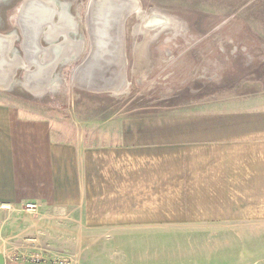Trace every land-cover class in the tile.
I'll return each instance as SVG.
<instances>
[{
  "label": "crops",
  "instance_id": "crops-1",
  "mask_svg": "<svg viewBox=\"0 0 264 264\" xmlns=\"http://www.w3.org/2000/svg\"><path fill=\"white\" fill-rule=\"evenodd\" d=\"M93 123L0 99V205L69 214L79 264H213L214 235L264 224L262 97Z\"/></svg>",
  "mask_w": 264,
  "mask_h": 264
},
{
  "label": "rangeland",
  "instance_id": "rangeland-1",
  "mask_svg": "<svg viewBox=\"0 0 264 264\" xmlns=\"http://www.w3.org/2000/svg\"><path fill=\"white\" fill-rule=\"evenodd\" d=\"M120 1L96 0L93 30L89 0H37L24 17L25 0H0V34L16 36L0 46V56L8 60L0 65V99L50 115L70 131L89 132L97 120L163 115L240 97L264 99V0H136L138 10L121 24V53L116 56L110 18L117 20ZM43 2L48 10L68 9L76 24L73 38L80 42L68 45L77 56L59 61L49 77H36L47 81L33 93L24 85L26 75L31 78L29 73L36 71L31 61L43 58L39 51L49 46L42 34L38 37L36 12ZM103 11L111 15L105 14L109 18L99 26ZM51 21L57 24L59 17L53 15ZM2 82L8 83L4 87ZM9 214L0 211V250L6 255L67 258L79 264L81 241L69 214ZM213 242V264H264V224L223 231ZM82 245L90 255L94 241L86 237Z\"/></svg>",
  "mask_w": 264,
  "mask_h": 264
},
{
  "label": "bare ground",
  "instance_id": "bare-ground-1",
  "mask_svg": "<svg viewBox=\"0 0 264 264\" xmlns=\"http://www.w3.org/2000/svg\"><path fill=\"white\" fill-rule=\"evenodd\" d=\"M35 1H37V0H25V3H23L22 9H21V13H22V16L21 17H24L25 15L27 16V15H30L31 14L30 12L33 11L32 4L34 5L35 4ZM48 1L50 2L48 4H54L55 3L54 2L55 0H48ZM120 2L121 3L119 4L120 9H119V12H118L119 14H118L117 20H112V18H110V24L113 26L115 35L117 36V39H115L113 41L112 40L110 41L111 44L114 46V52H115V54H117L116 56H120V53H121L120 52V44H119V41H118V36L120 34L121 24L123 23L125 17H127V14H129V13H131L133 11H137L138 10V7H137L138 3H137L136 0H121ZM44 3H46V2H43V4ZM48 4H44L42 6H40V4L37 5V7L40 6V8H38V11L36 12L37 13V16L39 15L38 18H37L38 21H36V22H39L40 21V23H39L40 24V27L38 28V32H39L38 37H39V35L42 34V36L45 39L44 41L47 42L48 43L47 46L48 45L49 46L46 47V48H42L39 51L41 53V56H43V58H40L38 61L36 60V62L35 61H31V62H33L35 64V67H36L35 68L36 71L34 70L33 73H29V75H30L31 78L29 79V77L26 75V82H25L24 85H25V87L29 91H31L33 93L39 92L42 88L45 87L44 83H46L47 78L41 82V81H39L37 79L39 76H41V75L43 76L45 74H46V76H48L52 72V70L55 68L56 64L59 61H62V60L65 59V61L67 62V60L69 58H73V57L77 56L76 53H78V51L75 52V51L72 50L73 52H68V48L70 47V46L68 47V45H70L69 43H72L73 41L74 42H80V40L73 38V36L75 35V28L74 27H76V24H75V21L73 19H71L72 17L70 18L71 15L70 16L67 15L68 14L67 13L68 12L67 11L68 9L66 10L65 7H63V5H62V7L60 8V10H55V9H53L54 8L53 7L52 10H50V8H49V10H50L49 11L48 10V7H47ZM94 4H96V0H89V13L88 14H89V18L91 19V28H93L92 27V24L94 23V22H92V17H93V14L92 13H93V9H94ZM64 6H65V3H64ZM47 12H49L48 15H46ZM34 13H35V11H34ZM36 13H35V15H36ZM105 14L107 16H109V15H111V12H109V11H106V12L103 11L102 18H101V20L99 22V26L100 25H103L107 21V19L109 18V17L107 18ZM53 15H57L59 17V22L57 24L56 23L53 24V21H51V18H52ZM45 16H47V17H45ZM113 18H116V17H113ZM65 21H67L68 23H66ZM89 24H90V22H89ZM45 27H47L46 28L47 30L44 29ZM93 30H94V28H93ZM76 32H77V30H76ZM24 36H25V34H24ZM15 37H16L15 36V33L14 34L12 33V34H9V35H1L0 34V46H2V43H4V42H6V43H12V41L15 39ZM58 38H61V39H59V41L62 40V42L57 41ZM27 39H28V37H27ZM35 40H37V39H35ZM7 49H9V46H8ZM79 50H81V49H79ZM6 51H8V50H6ZM6 51H4V52H6ZM4 58L7 60V58L5 56H3V57L0 56V65L4 64V61H5ZM20 60L21 59H19L18 62H20ZM7 62H8V60H7ZM13 62H14V60H13ZM18 62L17 63H14V64L12 63L13 64V68L12 69H14L16 67V65H18ZM28 64L30 65L29 62H28ZM3 66H5V65H3ZM9 66H10V63H9ZM21 66L22 67H25V68H28V66L26 67L24 64H21ZM43 72H45V73L43 74ZM9 74H12V72H10ZM7 77H8V75H7ZM9 80H10V76H9ZM75 80H77V79L75 78ZM7 83L8 82H2L1 85H4V87H5L7 85ZM85 84H87V83H85ZM80 85H82V84H80ZM88 87H89V85H88ZM100 91H101V89H100ZM94 92H96V91H94Z\"/></svg>",
  "mask_w": 264,
  "mask_h": 264
},
{
  "label": "built area",
  "instance_id": "built-area-1",
  "mask_svg": "<svg viewBox=\"0 0 264 264\" xmlns=\"http://www.w3.org/2000/svg\"><path fill=\"white\" fill-rule=\"evenodd\" d=\"M25 208L27 210L35 209V205L32 203H26ZM4 207L0 205V211L3 210ZM5 264H71V262L67 258H45L38 257L37 255H18L11 254L5 256Z\"/></svg>",
  "mask_w": 264,
  "mask_h": 264
},
{
  "label": "water",
  "instance_id": "water-1",
  "mask_svg": "<svg viewBox=\"0 0 264 264\" xmlns=\"http://www.w3.org/2000/svg\"><path fill=\"white\" fill-rule=\"evenodd\" d=\"M0 264H5V256L0 252Z\"/></svg>",
  "mask_w": 264,
  "mask_h": 264
}]
</instances>
